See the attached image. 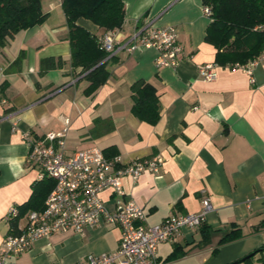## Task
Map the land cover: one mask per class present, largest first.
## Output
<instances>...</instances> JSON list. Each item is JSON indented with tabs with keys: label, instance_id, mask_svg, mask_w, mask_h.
Instances as JSON below:
<instances>
[{
	"label": "crops",
	"instance_id": "obj_1",
	"mask_svg": "<svg viewBox=\"0 0 264 264\" xmlns=\"http://www.w3.org/2000/svg\"><path fill=\"white\" fill-rule=\"evenodd\" d=\"M122 2L124 22L118 30L125 38L147 24L176 30L184 55L175 68L157 69L152 48L120 51L107 65L106 82L85 96L84 74L70 64L61 0H41L46 20L18 32L0 49V247L10 232L9 209L27 202L38 181L37 170L26 163L29 147L23 134L58 133L67 119L68 153L96 146L108 156H120L124 164L163 159L155 175L145 172L135 183L122 179L124 199L143 210L146 226L171 216L197 214L202 197L210 198L213 211L200 228L182 229L158 246L161 264L236 262L264 247V229L259 227L264 218V63L253 70V83L237 67L216 65V50L205 42L210 19L202 12L201 0ZM77 24L95 36L104 34L85 19ZM20 54L22 61L14 65ZM45 59H61L63 64L40 74ZM202 64L217 66L214 81L199 77ZM139 80L158 95L160 118L153 126L131 114L130 86ZM101 199L107 210L114 211L110 192L102 193ZM24 222L25 215L17 221L16 231ZM202 228L210 231L206 243ZM235 228L242 237L218 246ZM119 241V228L105 225L81 236L37 240L29 252L0 264H77L89 254L116 250Z\"/></svg>",
	"mask_w": 264,
	"mask_h": 264
},
{
	"label": "built area",
	"instance_id": "obj_2",
	"mask_svg": "<svg viewBox=\"0 0 264 264\" xmlns=\"http://www.w3.org/2000/svg\"><path fill=\"white\" fill-rule=\"evenodd\" d=\"M203 14L209 18V7H203ZM253 31L263 36V47L258 56L244 65L235 67L242 70L253 83L252 72L264 63V24ZM101 49L108 58L120 51L134 53L152 48L156 51L155 66L175 68L183 58V47L172 27L155 28L147 24L131 37L125 38L119 30L98 37ZM215 64L198 66L199 77L205 82L217 78ZM63 129L58 133L49 132L43 136L23 134L29 147L27 166L37 170V180L44 178L54 182L41 211H30L25 215L24 224L17 228V234H7L0 247V262L29 252L32 245L41 239L54 235L81 236L85 231L115 225L120 230L119 246L116 250L101 254L87 255L77 264H161L157 258L160 244L171 240L182 229L200 228L206 216L213 211L210 198L201 199V211L164 219L159 225H145V214L132 200H125L126 193L122 179L134 183L145 172L157 174L163 159H136L124 164L120 156L106 157L96 146L68 153L66 136L69 120L63 119ZM110 192L115 201L114 211L107 210L101 194ZM18 212L11 207L6 220L16 218Z\"/></svg>",
	"mask_w": 264,
	"mask_h": 264
},
{
	"label": "trees",
	"instance_id": "obj_3",
	"mask_svg": "<svg viewBox=\"0 0 264 264\" xmlns=\"http://www.w3.org/2000/svg\"><path fill=\"white\" fill-rule=\"evenodd\" d=\"M202 5L209 7L210 23L205 30V42L216 50L214 63L222 67L244 65L254 59L262 50L263 36L253 31L264 24V0H201ZM61 9L65 16L68 30L67 41L70 46V64L74 69L80 68L88 86L83 91L87 97L95 93L108 78L107 65L114 56L101 49L98 36L79 26L77 21H90L104 34L120 29L124 22V3L122 0H61ZM47 18L43 13L41 0H0V49L4 48L18 32L41 25ZM23 59L20 54L14 65ZM63 64L61 59H45L40 62V74L55 69ZM4 82L1 90L5 87ZM131 114L141 122L151 126L160 118L159 99L156 90L147 82L139 80L130 86ZM107 128L112 129L108 124ZM106 157L110 158L106 153ZM54 182L44 178L32 186V194L27 202L16 206L18 216L9 220L8 234H17V221L30 211H41ZM259 227L264 229V218ZM203 243L208 242L210 231L202 228ZM242 237L240 229L226 233L218 246L234 242ZM177 250V249H176ZM216 250L213 251V254ZM264 247L254 251L262 254ZM244 264H253L252 258ZM264 264L263 258L257 260Z\"/></svg>",
	"mask_w": 264,
	"mask_h": 264
},
{
	"label": "water",
	"instance_id": "obj_4",
	"mask_svg": "<svg viewBox=\"0 0 264 264\" xmlns=\"http://www.w3.org/2000/svg\"><path fill=\"white\" fill-rule=\"evenodd\" d=\"M254 255H255V253L252 252V253L248 254L247 256H245L244 258H242V259H240V260H238L236 262H233L231 264H241V263H244L247 259L253 257Z\"/></svg>",
	"mask_w": 264,
	"mask_h": 264
},
{
	"label": "rangeland",
	"instance_id": "obj_5",
	"mask_svg": "<svg viewBox=\"0 0 264 264\" xmlns=\"http://www.w3.org/2000/svg\"><path fill=\"white\" fill-rule=\"evenodd\" d=\"M263 255H264V252L262 254H257L256 256H254V258H252V261L251 262L254 263L255 257L256 258H263V260H264V256ZM241 264H244V263H241Z\"/></svg>",
	"mask_w": 264,
	"mask_h": 264
}]
</instances>
